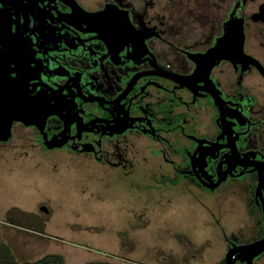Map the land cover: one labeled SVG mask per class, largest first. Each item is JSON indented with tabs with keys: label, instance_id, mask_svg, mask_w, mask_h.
I'll use <instances>...</instances> for the list:
<instances>
[{
	"label": "flooded vegetation",
	"instance_id": "af4514ba",
	"mask_svg": "<svg viewBox=\"0 0 264 264\" xmlns=\"http://www.w3.org/2000/svg\"><path fill=\"white\" fill-rule=\"evenodd\" d=\"M137 1L139 9L127 0H103L96 18L95 8L77 0H0V110H11L3 121L45 105L60 110L63 122L75 113L81 152L125 166L161 157L169 166L157 181L164 190L180 183L171 170V156L180 152L201 191L213 192L230 177H253L261 215L247 244L263 238L264 65L245 44L252 22L251 36L262 44L264 0L213 3L221 16L211 19V32L209 0ZM113 20L120 34L108 27ZM157 36L180 48L191 44L189 63L158 62L148 45ZM139 37L148 41L145 53L137 48ZM209 118L214 132L208 137L202 123ZM159 129L165 138L156 142ZM238 254L233 264H247Z\"/></svg>",
	"mask_w": 264,
	"mask_h": 264
},
{
	"label": "rangeland",
	"instance_id": "374dc122",
	"mask_svg": "<svg viewBox=\"0 0 264 264\" xmlns=\"http://www.w3.org/2000/svg\"><path fill=\"white\" fill-rule=\"evenodd\" d=\"M102 1L77 0L95 8L96 18L103 11ZM127 1L133 9L140 8L138 1ZM213 3L220 5L218 0L208 2V32L211 19L221 16ZM116 23L113 20L108 27L120 34ZM253 25L245 51L264 65V24L262 44L251 36ZM134 40L143 53L149 43L157 61L169 59L173 68L189 63L193 51L191 44L190 49L180 48L159 36L150 42ZM222 67L214 71V78ZM47 108L0 123V243L17 260L57 254L65 264H217L227 247L254 239L261 207L253 177H230L213 192L201 191L187 176L185 154L180 152L171 156L176 161L171 170L180 183L164 190L157 181L169 166L161 157L154 164L147 157L126 166L113 159L99 161L77 147L78 116L70 113L63 122L60 110ZM202 126L206 136L213 135L210 118ZM159 131L156 142L158 136L165 138ZM153 140L149 138V145L158 149ZM5 222L44 236H30ZM251 261L247 264H264V251Z\"/></svg>",
	"mask_w": 264,
	"mask_h": 264
},
{
	"label": "trees",
	"instance_id": "16d2710c",
	"mask_svg": "<svg viewBox=\"0 0 264 264\" xmlns=\"http://www.w3.org/2000/svg\"><path fill=\"white\" fill-rule=\"evenodd\" d=\"M17 230L26 233L28 235L32 234L26 230H22V229H17ZM63 263H64L63 258L57 254L44 255L43 257L36 259L34 261H19L14 257V255L11 253V251L6 245L0 243V264H63ZM87 264H109V263L89 262ZM217 264H224V263L223 261H220Z\"/></svg>",
	"mask_w": 264,
	"mask_h": 264
},
{
	"label": "water",
	"instance_id": "95a60500",
	"mask_svg": "<svg viewBox=\"0 0 264 264\" xmlns=\"http://www.w3.org/2000/svg\"><path fill=\"white\" fill-rule=\"evenodd\" d=\"M15 111V110H14ZM11 110H0V121L3 120L10 114ZM44 209V208H41ZM264 251V237L246 245L236 246L229 249L224 258V264H233L232 256L234 253L240 252L243 256V259H247L249 263L253 256H256Z\"/></svg>",
	"mask_w": 264,
	"mask_h": 264
},
{
	"label": "crops",
	"instance_id": "0c3cea01",
	"mask_svg": "<svg viewBox=\"0 0 264 264\" xmlns=\"http://www.w3.org/2000/svg\"><path fill=\"white\" fill-rule=\"evenodd\" d=\"M63 264H65V261H64V263Z\"/></svg>",
	"mask_w": 264,
	"mask_h": 264
}]
</instances>
